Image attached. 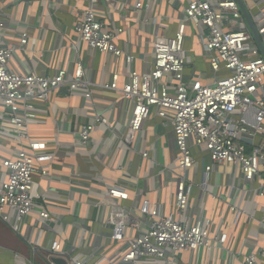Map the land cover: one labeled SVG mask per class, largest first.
<instances>
[{
    "label": "crops",
    "instance_id": "obj_1",
    "mask_svg": "<svg viewBox=\"0 0 264 264\" xmlns=\"http://www.w3.org/2000/svg\"><path fill=\"white\" fill-rule=\"evenodd\" d=\"M140 1L148 7L135 10L131 0H96L93 4L97 18L116 32L115 45L133 55L128 64L123 56L101 53L78 38L74 27L89 0H0L4 22L0 42L15 47L9 70L44 77L63 70L70 79L80 63L88 83L87 89L72 91L62 86L47 100L32 103L36 118L28 122V134L33 140L45 141L53 158L41 165L46 176L35 175L34 206L21 224V233L0 219V264L45 262V248L54 240H67L76 256L90 262L102 255L112 257L123 244L108 238L107 188L117 185L125 189L127 199L115 200L125 208L146 199L160 204L164 214H175V185L182 174L193 184L187 219L191 223L205 219L213 240L210 249L181 251L175 264H241L249 253L255 255L256 264H264V197L259 194L258 177L245 181L240 167L229 164H215L206 171L211 164L208 154L195 145H191L193 165L185 171L177 168L178 151L169 117L158 116L154 108L131 148L123 146L120 135L129 121L131 105L121 92L104 85L117 74L121 87L130 68L149 71L156 36L174 35L186 4V0ZM242 1L257 27V21H264V0ZM241 18L257 46L242 13ZM200 31L189 24L185 30V79L198 76L202 83H211L215 75L204 56ZM23 32L27 44L21 49L18 44ZM95 116L106 118L107 124L96 125L83 145L78 133ZM12 134L0 132V161L12 158L20 148ZM246 143L249 147L248 139ZM3 171L0 166V179ZM43 207L49 211L46 220L39 218ZM221 233L227 234L223 247L215 239Z\"/></svg>",
    "mask_w": 264,
    "mask_h": 264
},
{
    "label": "built area",
    "instance_id": "obj_2",
    "mask_svg": "<svg viewBox=\"0 0 264 264\" xmlns=\"http://www.w3.org/2000/svg\"><path fill=\"white\" fill-rule=\"evenodd\" d=\"M95 1L89 0V6L74 27L78 38L91 49L123 56L131 64L133 55L115 45L116 32L97 18L93 9ZM131 1L135 10L148 7L140 0ZM256 23L264 47V21ZM188 24L201 29L204 56L215 75L211 83H202L198 76L185 79L188 57L183 43ZM3 28L0 14V36ZM26 44L27 33L23 32L18 47L23 49ZM14 48L0 42V132L13 133L20 144L12 158L0 161L4 169L0 179V219L19 234L21 224L34 206L35 175L46 176L48 172L41 165L53 158L45 141L33 140L28 134V122L36 118L32 103L47 100L52 91L62 86L72 91L87 89L88 83L83 79L80 63L70 79L65 78L63 70L52 77L9 70ZM152 56L149 71L130 68L121 87L117 84V74L104 85L121 92L131 105L129 121L120 135L123 146L131 148L154 108L158 116L169 117L178 151L177 168L188 170L193 165L191 145L200 146L211 163L206 171L215 164L239 166L245 181L260 179L259 194L264 197V56L243 24L237 1L186 0L177 31L172 37L157 35ZM106 124V118L95 116L90 123L82 125L78 133L81 144L90 140L96 125ZM141 155L147 157V152ZM192 187L184 174L179 176L174 194L175 214H164L160 204L146 199L136 207L118 205L115 200L127 199L128 194L124 188L110 186L106 202L99 203L109 206L105 219L110 229L108 238L123 244L122 250L112 257L102 255L90 262L86 257L76 256L67 247V240H54L45 248L46 258L61 257L66 264H175L181 251L210 249L213 239L207 221L191 223L187 219ZM48 217L49 211L43 207L39 218ZM215 239L223 247L227 234L221 233ZM241 264H256L255 255H245Z\"/></svg>",
    "mask_w": 264,
    "mask_h": 264
},
{
    "label": "water",
    "instance_id": "obj_3",
    "mask_svg": "<svg viewBox=\"0 0 264 264\" xmlns=\"http://www.w3.org/2000/svg\"><path fill=\"white\" fill-rule=\"evenodd\" d=\"M236 1H237L238 6H239V10L241 11L245 21L247 22L248 27L250 28V30L252 32V35H253L256 43H257L259 50L261 51L262 55L264 56V47H263L262 42L260 40V37L257 33L256 27L253 24V20L246 10V6H245L244 2L242 0H236ZM44 260L47 264H66L64 259H62L61 257H57V256H52V257H49V259L46 258Z\"/></svg>",
    "mask_w": 264,
    "mask_h": 264
},
{
    "label": "rangeland",
    "instance_id": "obj_4",
    "mask_svg": "<svg viewBox=\"0 0 264 264\" xmlns=\"http://www.w3.org/2000/svg\"><path fill=\"white\" fill-rule=\"evenodd\" d=\"M36 264H46V263L44 261H40V259H39V262Z\"/></svg>",
    "mask_w": 264,
    "mask_h": 264
}]
</instances>
